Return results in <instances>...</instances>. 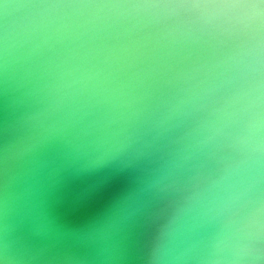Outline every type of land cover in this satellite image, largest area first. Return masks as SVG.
Wrapping results in <instances>:
<instances>
[{
  "label": "water",
  "instance_id": "water-1",
  "mask_svg": "<svg viewBox=\"0 0 264 264\" xmlns=\"http://www.w3.org/2000/svg\"><path fill=\"white\" fill-rule=\"evenodd\" d=\"M196 3L0 0V264H264V25Z\"/></svg>",
  "mask_w": 264,
  "mask_h": 264
},
{
  "label": "clouds",
  "instance_id": "clouds-1",
  "mask_svg": "<svg viewBox=\"0 0 264 264\" xmlns=\"http://www.w3.org/2000/svg\"><path fill=\"white\" fill-rule=\"evenodd\" d=\"M194 6L212 8L226 23L242 29L264 25V4L258 0H197Z\"/></svg>",
  "mask_w": 264,
  "mask_h": 264
}]
</instances>
